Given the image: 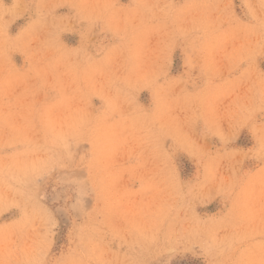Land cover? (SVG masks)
<instances>
[{"label":"rangeland","instance_id":"374dc122","mask_svg":"<svg viewBox=\"0 0 264 264\" xmlns=\"http://www.w3.org/2000/svg\"><path fill=\"white\" fill-rule=\"evenodd\" d=\"M0 264H264V0H0Z\"/></svg>","mask_w":264,"mask_h":264}]
</instances>
